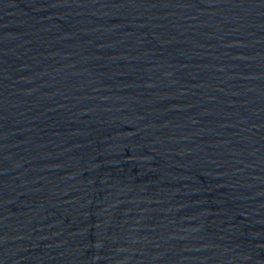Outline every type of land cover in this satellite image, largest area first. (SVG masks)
I'll return each instance as SVG.
<instances>
[{"label":"water","instance_id":"1","mask_svg":"<svg viewBox=\"0 0 264 264\" xmlns=\"http://www.w3.org/2000/svg\"><path fill=\"white\" fill-rule=\"evenodd\" d=\"M0 264H264V0H0Z\"/></svg>","mask_w":264,"mask_h":264}]
</instances>
